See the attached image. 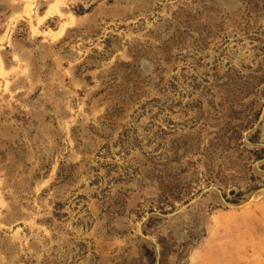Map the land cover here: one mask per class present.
I'll use <instances>...</instances> for the list:
<instances>
[{
  "label": "rangeland",
  "instance_id": "1",
  "mask_svg": "<svg viewBox=\"0 0 264 264\" xmlns=\"http://www.w3.org/2000/svg\"><path fill=\"white\" fill-rule=\"evenodd\" d=\"M0 264H264V0H0Z\"/></svg>",
  "mask_w": 264,
  "mask_h": 264
},
{
  "label": "bare ground",
  "instance_id": "2",
  "mask_svg": "<svg viewBox=\"0 0 264 264\" xmlns=\"http://www.w3.org/2000/svg\"><path fill=\"white\" fill-rule=\"evenodd\" d=\"M53 7V6H52Z\"/></svg>",
  "mask_w": 264,
  "mask_h": 264
}]
</instances>
